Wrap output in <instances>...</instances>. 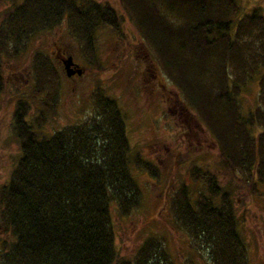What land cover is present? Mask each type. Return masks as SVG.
Here are the masks:
<instances>
[{
  "label": "trees",
  "instance_id": "1",
  "mask_svg": "<svg viewBox=\"0 0 264 264\" xmlns=\"http://www.w3.org/2000/svg\"><path fill=\"white\" fill-rule=\"evenodd\" d=\"M118 1L148 53L217 145L212 167L187 158L188 182L171 188L167 197L172 225L191 247L207 254L208 264H247L233 197L236 181L253 194L264 188L262 9L254 6L239 15L237 0ZM0 3L6 4L0 9V94L3 58L20 55L33 37L64 21L79 54L95 64V30L118 31L123 16L97 0ZM29 61L41 103L29 119L28 100L15 98L11 113L19 155L0 185V223L12 236L3 264H157L159 244L151 237L130 259L118 256L113 243L110 203L124 215L140 202L132 167L159 176L148 160L130 155L120 106L97 86L88 117L43 132L46 113L58 102L59 70L43 51L34 50ZM252 81L256 103L242 112L239 95Z\"/></svg>",
  "mask_w": 264,
  "mask_h": 264
},
{
  "label": "rangeland",
  "instance_id": "2",
  "mask_svg": "<svg viewBox=\"0 0 264 264\" xmlns=\"http://www.w3.org/2000/svg\"><path fill=\"white\" fill-rule=\"evenodd\" d=\"M97 1H105L123 16L118 31L105 26L95 30V64H87L79 54L64 21L33 37L20 55L3 58L5 88L0 94V183L6 182L19 155L11 131L15 98L28 100L29 119L41 103V95L33 91L29 59L34 50L43 51L59 70V87L58 102L54 111L46 113L47 122L42 124V131L51 132L88 117L93 111L90 95L98 86L115 99L123 112L130 155L137 154L148 160L159 172L154 179L144 169L132 167L131 173L140 190V202L124 215L119 214L114 201L110 203L117 255L132 258L136 247L151 237L159 244L157 264H208L207 254L199 247L198 250L191 247L185 234L172 225L167 197L171 188L188 182L185 177L188 159L195 158L210 167L217 162V145L192 108L188 109V105L182 102L177 88L162 72L156 58L148 53L119 1ZM237 4L239 15L259 5L264 14V0H237ZM5 5L0 3V9ZM57 51L65 56L71 55L82 69L81 74L67 77L56 56ZM257 92L254 81L242 89L239 95L242 112L253 108ZM177 159L180 161L176 162ZM220 176L222 180L225 177ZM235 184V214L239 234L247 247V264H264V188L258 187L259 193L253 194L245 183L236 181ZM189 188V194L195 195L194 188Z\"/></svg>",
  "mask_w": 264,
  "mask_h": 264
},
{
  "label": "flooded vegetation",
  "instance_id": "3",
  "mask_svg": "<svg viewBox=\"0 0 264 264\" xmlns=\"http://www.w3.org/2000/svg\"><path fill=\"white\" fill-rule=\"evenodd\" d=\"M64 54H66V53L64 52ZM56 56L58 57L59 63L61 64V62L63 61L62 59H64L65 55H63V54H61V52L57 51L56 52ZM72 61L74 62V59ZM61 66H62V64H61ZM75 75L76 74H73L70 77H74ZM3 183L4 182H1L0 185L3 184ZM0 220L2 221L1 216H0ZM4 229H5L4 225L2 226V224L0 223V264H3V260H2L3 256L2 255L4 254V252L6 250L8 242H10V241H8V239H12V236L10 235V232L8 230H6V229L4 230Z\"/></svg>",
  "mask_w": 264,
  "mask_h": 264
},
{
  "label": "water",
  "instance_id": "4",
  "mask_svg": "<svg viewBox=\"0 0 264 264\" xmlns=\"http://www.w3.org/2000/svg\"><path fill=\"white\" fill-rule=\"evenodd\" d=\"M62 68L64 70V74L67 75V77L72 76L73 74H77L80 75L81 74V70L77 63H74L72 60L71 55H67L65 56L64 59H62Z\"/></svg>",
  "mask_w": 264,
  "mask_h": 264
}]
</instances>
